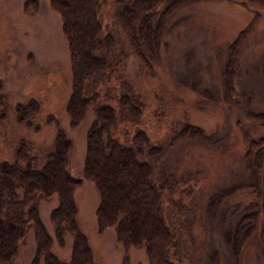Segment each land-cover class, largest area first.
I'll return each mask as SVG.
<instances>
[{"label": "rangeland", "instance_id": "1", "mask_svg": "<svg viewBox=\"0 0 264 264\" xmlns=\"http://www.w3.org/2000/svg\"><path fill=\"white\" fill-rule=\"evenodd\" d=\"M24 1L29 9L23 5ZM104 1L100 19L117 33L123 58L117 61L109 80L97 87L100 92L107 90L112 104L119 80L131 84L142 96L144 106L139 122L151 140L164 139L167 125L176 124L180 118L220 139L213 147L193 141L177 142L160 164L163 170L160 173L171 177L188 171L194 174L188 181L192 187L190 194L180 191L181 184L176 183L165 188L161 198L162 213L176 242L171 260L174 264H264L263 198L239 191L206 212L209 192L240 170L238 159L244 147L243 133L254 137L261 132L235 106L221 98L219 67L226 44L249 24L238 56L237 80L252 105L262 104L264 85L253 65L264 48V6L245 5L238 0H184L164 20L157 44L148 58L149 66L143 68L113 20V1ZM69 83L66 42L58 15L47 0H0V160L10 158L12 146L20 137L29 139L38 148H47L55 128H62L70 140L66 170L79 179L73 190L75 222L86 236L94 264H121L122 259L127 264H148L143 244L125 246L116 240L113 226L98 230L95 225L96 191L81 175L84 135L93 111L92 106L87 107L82 118L69 126L64 111ZM185 83L197 84L204 88L203 93ZM28 98L38 103L31 120L36 127L17 124L13 118L14 102ZM46 114L50 117L48 120ZM177 200L182 205L181 211L172 207ZM55 201L53 195L38 196L36 208L51 237L53 252L65 260L71 234L63 226L61 243L55 239L48 217ZM246 201L258 204L256 226L239 252L233 255L223 241L222 230L234 203ZM33 253V232L27 224L16 248L14 264H33ZM36 264H40V259Z\"/></svg>", "mask_w": 264, "mask_h": 264}, {"label": "trees", "instance_id": "2", "mask_svg": "<svg viewBox=\"0 0 264 264\" xmlns=\"http://www.w3.org/2000/svg\"><path fill=\"white\" fill-rule=\"evenodd\" d=\"M112 1V17L121 28L128 49L143 68L149 66L148 58L157 44L164 20L184 0ZM238 1L264 6V0ZM47 2L58 15L68 53L70 83L64 111L69 126H74L87 107L92 106L93 116L84 135L81 175L96 191L95 225L98 230L113 226L116 240L125 246L143 244L148 264H174L171 255L176 248L175 236L162 213L161 198L164 189L176 183L181 184L180 191L190 194L192 187L188 181L194 174L188 171L185 175L171 177L160 173L163 171L160 164L177 142L193 141L213 147L219 143V136L180 118L176 124L167 125L164 139L151 140L139 122L144 106L142 96L131 84L119 80L112 104L108 91L100 92L97 88L109 80L117 61L123 58L117 33L100 19L99 11L105 1ZM25 7L29 9L28 4ZM248 27L249 24L239 29L225 46L219 67V92L228 105L235 106L261 132L254 137L243 133L244 147L238 159L240 170L235 177L209 192L207 214L239 191L264 199V101L259 106L252 105L237 80L238 56ZM253 69L259 73L264 85V48ZM184 85L203 93L204 88L195 83ZM11 110L17 124L36 127L31 123L38 110L36 100L16 101ZM45 117L46 120L50 118L48 114ZM69 147V138L57 126L49 147L38 148L29 139L20 137L12 146L10 158L0 160V264H14L16 248L27 224L33 232V264L39 259L40 264H94L86 236L75 222L73 190L79 179L66 170ZM52 195L56 201L48 217L55 239L61 243L63 226L71 234L65 260L53 252L51 237L36 208L38 196ZM172 207L176 211L182 210L178 200ZM258 212L257 202L234 203L222 230L223 241L233 255L254 231ZM121 264L127 263L122 259Z\"/></svg>", "mask_w": 264, "mask_h": 264}, {"label": "bare ground", "instance_id": "3", "mask_svg": "<svg viewBox=\"0 0 264 264\" xmlns=\"http://www.w3.org/2000/svg\"><path fill=\"white\" fill-rule=\"evenodd\" d=\"M43 23L45 24V22H43ZM40 25H42V24H40ZM49 26H50V25H49ZM49 26H48V27H49ZM42 27H43V25H42ZM44 27H45V28H48L47 26H44ZM45 28H44V29H45ZM44 31H45V30H44ZM46 31H47V30H46ZM47 32H48V31H47ZM47 32H45V33L47 34ZM45 33H41V34H44V35H45ZM49 36H50V35H49ZM43 38H44V37H43ZM44 39H45V38H44ZM44 39H42V40H44ZM51 39H52V38H51ZM40 40H41V38H40ZM46 40H49V37H47ZM44 42H45V41H44ZM44 42H43V43H44ZM46 42L48 43V41H46ZM46 42H45V43H46ZM44 45H45V44H44ZM46 46H47V45H46Z\"/></svg>", "mask_w": 264, "mask_h": 264}]
</instances>
